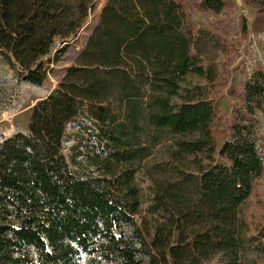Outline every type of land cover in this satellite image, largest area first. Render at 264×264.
I'll return each instance as SVG.
<instances>
[{
    "label": "trees",
    "instance_id": "trees-1",
    "mask_svg": "<svg viewBox=\"0 0 264 264\" xmlns=\"http://www.w3.org/2000/svg\"><path fill=\"white\" fill-rule=\"evenodd\" d=\"M243 1L258 13L255 30L264 0ZM95 6L0 0V56L41 85ZM190 17L182 0L104 1L73 64L31 106L26 132L0 139V264H243L255 236L241 206L264 169V69L243 81L218 139L208 86L221 46ZM158 148L143 215L136 176Z\"/></svg>",
    "mask_w": 264,
    "mask_h": 264
},
{
    "label": "rangeland",
    "instance_id": "rangeland-1",
    "mask_svg": "<svg viewBox=\"0 0 264 264\" xmlns=\"http://www.w3.org/2000/svg\"><path fill=\"white\" fill-rule=\"evenodd\" d=\"M105 0H96L94 11L80 32L67 44L60 59L52 64L47 79L41 84H32L20 76L16 69L0 56V139L10 137L17 132H26V125L31 106L47 95L64 75L66 69L73 64L75 57L86 42ZM190 14L193 28L203 37L209 32L215 45L221 50L211 51L215 56L217 66L216 77L210 89V96L216 106L214 129L221 140L224 128L232 116V111L238 108V95L243 81L255 69H264V15L253 30V22L258 15L255 8L243 0H226V6L219 14H212L198 8L200 0H182ZM243 25L245 28H243ZM195 83L204 82L194 77ZM258 130L261 136L260 153L264 164V116L257 114ZM79 123V122H78ZM81 123V122H80ZM76 124L68 128L69 140L65 153L69 154V147L77 141ZM161 148H158L154 158L147 159L144 167L137 174V181L142 188V214L150 203L151 191L149 173L154 161L162 158ZM241 213L246 222L247 238L255 236V240H248L243 253V264H264V169L256 180L250 197L241 206ZM124 234L131 235L125 226ZM134 239V237L132 236ZM79 264H86L81 258ZM104 264V263H100Z\"/></svg>",
    "mask_w": 264,
    "mask_h": 264
},
{
    "label": "water",
    "instance_id": "water-1",
    "mask_svg": "<svg viewBox=\"0 0 264 264\" xmlns=\"http://www.w3.org/2000/svg\"><path fill=\"white\" fill-rule=\"evenodd\" d=\"M68 42H65V44H67Z\"/></svg>",
    "mask_w": 264,
    "mask_h": 264
}]
</instances>
